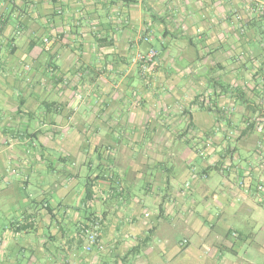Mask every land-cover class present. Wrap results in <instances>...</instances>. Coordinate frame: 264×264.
Instances as JSON below:
<instances>
[{
	"label": "crops",
	"instance_id": "1",
	"mask_svg": "<svg viewBox=\"0 0 264 264\" xmlns=\"http://www.w3.org/2000/svg\"><path fill=\"white\" fill-rule=\"evenodd\" d=\"M149 47L156 90L130 63ZM24 54L45 55L35 90ZM0 115L22 134L0 131V264H264V0H0ZM93 213L102 252L78 236Z\"/></svg>",
	"mask_w": 264,
	"mask_h": 264
},
{
	"label": "rangeland",
	"instance_id": "2",
	"mask_svg": "<svg viewBox=\"0 0 264 264\" xmlns=\"http://www.w3.org/2000/svg\"><path fill=\"white\" fill-rule=\"evenodd\" d=\"M143 36L142 35L140 38L145 41L143 39ZM45 40V39H44ZM150 48H153V47H149L146 51H139V52H136L135 54H133L131 57H130V63H133L134 66L136 67V72H137V75L140 76V80H141V84L143 87L147 88V89H152V90H156L157 89V83L156 81L154 80V76L157 72V66H158V52H157V55H156V64L154 66V68L150 71H144L143 70V67H142V61H138V60H134L135 59V56L137 53H146ZM154 49V48H153ZM156 50V49H155ZM157 51V50H156ZM21 58H20V64H19V69L16 71V74H17V77L18 78H21V79H29V78H33L34 81H36L34 83V90L36 88V83L37 85L39 84L40 87L42 86V83L44 82L45 79L48 78V71L44 70L43 69V66L45 65L44 64V58H45V55L44 54H37V55H34L36 58L33 60L32 58L29 59L27 56L31 57L32 55H20ZM54 69V68H53ZM51 72V74H53L54 71H49ZM6 73L7 76H10V73L13 74L10 70H5L4 71V74ZM74 74H76V77L77 78H80V75L78 73V71H76ZM65 76L61 75V78H63ZM39 87H37L38 89ZM74 89V87H72ZM25 90L27 89V87L24 88ZM76 90V89H75ZM44 92L42 89H40V95H42ZM78 93V92H77ZM142 92L137 88H134L132 89L131 91V94H132V100H131V103H130V108L132 109H138L140 108L141 106V103H142ZM39 95V94H38ZM82 94L81 93H78V98H80L79 96H81ZM37 95H34V100L36 98ZM32 99V98H31ZM30 99V100H31ZM38 99V98H37ZM137 99V103H135V100ZM200 102V101H199ZM202 102V101H201ZM33 104V103H32ZM200 105H202L203 107H199L200 108H205L203 103H199ZM205 104L208 105V102H206ZM43 109V108H42ZM44 113L45 112H41V111H36L34 112L33 114V118L34 119H31V118H26L24 117L23 115H18L16 118H8V119H3L1 120L3 123L7 124V123H12L13 125H16L17 129H19V131H22V129H24L26 127V124H27V121L28 123H30V127H37L38 124H40L42 127L43 124H46L47 121H48V118L44 117ZM1 116V115H0ZM253 119L251 118V114L250 116H246L245 120L250 122V123H255L256 120L259 121L260 123H257L255 125V129H263L262 125H261V118L259 117V114H256L255 116L253 115L252 116ZM240 119L242 118L241 116L239 117ZM91 119V118H90ZM62 120V119H61ZM78 120V119H76ZM85 121L89 120L88 117H85L84 118ZM242 120V119H241ZM32 121V122H31ZM227 121V120H226ZM67 122V124H66ZM70 122V125L68 124ZM80 122V123H79ZM78 122V125H76L75 123V119H65L64 121H62L60 123V125L64 124L63 126L66 125V127L64 129H92V126H88L87 128H83L82 127V123L81 121ZM81 125V126H80ZM41 127V128H42ZM48 128V127H47ZM46 129V127H45ZM49 129V128H48ZM1 131V130H0ZM261 131V130H260ZM77 132V136L79 137L81 134L80 132L78 131H75ZM1 133L3 134L2 136L4 137H7V136H11V135H14V136H17V134L19 135V137H21V133L18 131H13V130H2ZM21 134V135H20ZM264 153V151L262 152ZM262 155V154H261ZM260 155V157H261ZM261 160V159H260ZM263 166L264 164L261 163ZM112 180L115 181V185L117 187H121L120 190H117V193L120 194L123 192V183H122V179L120 177H117V178H114L112 177ZM232 226V225H231ZM241 250V251H240ZM238 251L240 252L239 255H241L242 257H244V249L241 247L238 248Z\"/></svg>",
	"mask_w": 264,
	"mask_h": 264
},
{
	"label": "built area",
	"instance_id": "3",
	"mask_svg": "<svg viewBox=\"0 0 264 264\" xmlns=\"http://www.w3.org/2000/svg\"><path fill=\"white\" fill-rule=\"evenodd\" d=\"M143 39L145 41H148L149 36L144 35ZM156 55L157 51L153 48H150L146 53H137L134 60L142 61L143 70L150 71L154 68L156 64ZM135 103H137V99L135 100ZM261 163L264 164V153H262L261 155ZM120 189L121 187H117V190ZM96 198V193H91L87 206L89 207L92 201H94ZM102 223V216L98 213H93L89 215L87 221L80 223L78 229V236L84 243L85 251L90 252L92 250H96L98 252H102L104 250V246L100 238V229ZM232 236H235V233H232ZM185 242L186 241L183 240L182 243Z\"/></svg>",
	"mask_w": 264,
	"mask_h": 264
},
{
	"label": "trees",
	"instance_id": "4",
	"mask_svg": "<svg viewBox=\"0 0 264 264\" xmlns=\"http://www.w3.org/2000/svg\"><path fill=\"white\" fill-rule=\"evenodd\" d=\"M21 104H22V102L20 101V102H19V107L21 106ZM200 107H203V106L200 105ZM205 109L208 110V111L211 110L209 107H206ZM90 194H91V193H90V188L88 187V188L86 189V196H87L86 198H89V197H90Z\"/></svg>",
	"mask_w": 264,
	"mask_h": 264
}]
</instances>
